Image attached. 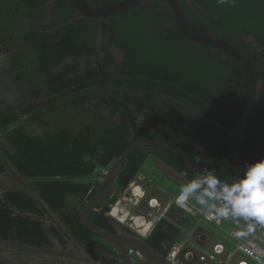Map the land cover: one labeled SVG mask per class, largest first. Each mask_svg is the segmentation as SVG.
Masks as SVG:
<instances>
[{"label":"trees","instance_id":"16d2710c","mask_svg":"<svg viewBox=\"0 0 264 264\" xmlns=\"http://www.w3.org/2000/svg\"><path fill=\"white\" fill-rule=\"evenodd\" d=\"M53 1L56 4L51 11V24L46 26L42 14ZM85 1L90 7L99 8L122 0ZM179 2L194 30L228 42L259 59L256 61L258 79L264 82V0H230L225 4H218L217 0ZM0 7L5 10V42L24 48L27 69L35 67L36 80L42 84L54 82L57 91L67 90L64 98L80 97L58 108L48 124L37 128L31 127L32 122L14 118V111L5 113L0 118V132H5L6 137L0 155L31 181L41 197L54 207L74 214L72 219L83 228L78 217L81 206L102 179L98 168L111 165L138 136L165 140L194 137L204 146L217 149L187 128L168 106V103H177L164 96L191 104V99L183 93L189 94L209 107L202 112L216 114L210 107H226L224 101L235 102L238 97L237 103H242L245 98L247 69L236 57L188 37L178 25L168 0H144L108 16L105 22L83 15L73 0H3ZM77 12L82 18L71 26ZM99 24L103 34L111 35L110 41L127 53L120 70L119 65L113 68V61L102 65L105 59L90 65ZM245 35L263 47L259 56ZM70 57L86 58L83 68L79 70L75 66V77L66 81L52 78V66ZM112 83L113 90L107 93ZM226 83H229L228 93L224 89ZM259 97L260 123L256 127L249 125V129L258 131L247 135L263 147L260 133L264 130V89ZM213 98L215 102L219 100L215 103L218 105H211ZM148 105L153 107L154 115L148 119L149 124L139 118ZM223 113L234 115L228 109ZM141 149L131 152L119 172L117 192L125 190L143 169L145 154L140 153ZM248 161L252 164L251 159ZM208 173L232 183V175L219 167L199 171L200 175ZM115 200L114 194L109 204ZM109 204L100 211L105 219ZM0 212V219L9 217L7 209L0 207Z\"/></svg>","mask_w":264,"mask_h":264},{"label":"flooded vegetation","instance_id":"af4514ba","mask_svg":"<svg viewBox=\"0 0 264 264\" xmlns=\"http://www.w3.org/2000/svg\"><path fill=\"white\" fill-rule=\"evenodd\" d=\"M55 4L54 1L52 2V6L49 3V9L42 14L46 18L43 23L46 26L51 24V11ZM82 14L84 15L83 12ZM81 18L82 15H79L78 12L74 13L72 23H70L71 26L76 24V22L78 23ZM106 18L102 19V21L105 22ZM97 31L95 51H93L91 59L87 58L91 60L90 65L95 66L105 59L102 65L113 61V68L119 65L120 70L125 65V55L127 54L125 49L115 45L114 41H110L111 35L103 34L101 24L98 25ZM245 36V40L259 56L263 47L258 42L252 40L250 35ZM246 54L253 60L257 68L256 61H259V59L255 60L249 53ZM223 57L225 59L228 58L226 55H223ZM25 60L26 57L22 46L14 45V43L9 45L5 42V10L0 7V118L5 117V113L14 111V118L32 122L31 127L37 128L40 125L48 124L53 119V113L58 108L80 97H74L73 99L64 98V95L68 92L67 90L57 91L58 86L54 82L45 81L43 84L38 82L36 80L37 73H35V67L27 69ZM85 61L86 58L84 57L74 60L70 57L64 63L52 66L51 77L54 79L61 78L62 81H66L68 78H74L75 66L80 70L83 68L82 65ZM67 65L69 66L67 67ZM102 67L105 70V67ZM244 67L246 68V66ZM248 80L249 71L247 90L245 98L241 101L242 103H237L240 100V97H238L239 100L235 98V102L224 101L227 105L226 107H210L213 112L216 111L218 114L202 112L209 107L203 106L201 102H198L196 98L191 97L189 94L183 93L187 99H191V104L164 96V98L177 103H168V106L178 118L182 119L187 128H191L196 136L208 140L209 143H212L217 148L216 150L211 149L199 141L204 146L206 156L210 160L226 158L230 153L232 140L230 131L234 129L237 121L242 116L248 92ZM232 85L237 86L236 83ZM228 86L229 83H226V88H224L226 93L229 92ZM111 87H113V83L109 88ZM263 89L264 82L258 79L255 100L248 115L246 128L243 132V139L239 146L240 158L242 162L248 165V160L250 159L252 160V164L264 160V146L261 147V144L255 138H250L247 135V133L254 135L258 131L257 129H249V125L251 124L256 127L260 123L257 118V108L259 107V94ZM173 90L177 91L176 89ZM111 91H107V93ZM215 98L211 102L213 106L219 102L218 99L215 102ZM143 102L147 104L144 100ZM226 109H228V113L232 112L234 115L224 114L223 111ZM153 116V107H150V105L144 108L139 114L140 120L145 121V123H148V119L151 120ZM139 137L142 138L140 135L137 139ZM260 137L264 139V130L261 131ZM5 138V132H0V148L1 146L5 147ZM183 139L198 141V138L194 137ZM167 140L171 139H166L165 141ZM163 147L171 148L165 149ZM137 148H142L140 153L145 154L144 165L149 158L155 159L158 164L157 169L159 172L157 173L158 175H162V181L175 183L176 185L182 184L185 180L190 181L199 177V171L206 168L219 167L224 172H229L232 175V183L240 179L245 172L231 162H224L214 167L209 166L202 169L203 166H201L199 151L192 145L139 146L131 152ZM112 164L108 167V171L111 169ZM123 166L120 171L123 170ZM119 172L117 173L115 181L117 186ZM134 182L144 187L149 195H153L151 189L147 187V183L154 184L155 182L144 169H141L136 174ZM178 193L173 194L172 199ZM114 194H116V191L115 193L111 192L104 195L103 202L96 206L95 210L90 214L89 220L102 229L118 235L126 232L127 227L115 218L109 217L108 211L106 212L108 216L106 219L100 214V211L112 200ZM154 196L156 197L155 194ZM159 200L161 199L159 198ZM84 205L81 206L78 219L85 228L77 224L74 220L75 215L70 213L68 209L56 208L51 202L41 197L33 188L31 181L16 168L7 164L4 157L0 155V207L7 209L9 213V217L0 219V264H79L80 262L83 263V261L100 262L99 254L103 251H112L116 254V251L112 249L107 239L98 235L81 222V211ZM164 205H157V209L163 208ZM96 211L98 214H95ZM11 218H21L22 220H12ZM161 227L162 230H157L150 234L147 242L160 254H166L173 243L175 234L172 231L173 229L165 222L161 224ZM117 242L121 243V240L117 239Z\"/></svg>","mask_w":264,"mask_h":264},{"label":"water","instance_id":"95a60500","mask_svg":"<svg viewBox=\"0 0 264 264\" xmlns=\"http://www.w3.org/2000/svg\"><path fill=\"white\" fill-rule=\"evenodd\" d=\"M77 8L83 12L85 15L105 19L108 16H111L123 9L131 7L137 3H140L144 0H122L118 3L112 4L110 6L94 8L87 5L85 0H73ZM171 5L172 12L176 18L178 25L181 30L190 38L209 44L212 47L220 49L234 57H236L244 66H246L249 71V80H248V92L246 95V101L244 105V110L241 118L237 121L234 129L231 132V146L230 153L226 158H221L218 160H210L206 156L204 147L196 140L190 139H171V140H160V139H148L141 138L135 139L130 142L129 145L125 148L122 154L114 161L109 172L103 177L101 183L97 187L96 191L92 194L90 199L85 203L81 211V222L89 227L92 231L107 239L110 242L111 246L114 247L116 251V256L121 257L123 254L128 252L129 247L138 249L143 258L139 264H171L164 255L156 251L148 242L147 238L134 232L129 229L126 232H122L118 235L112 234L107 230L102 229L100 226L93 224L89 220L90 214L95 210L96 206L103 202L104 195L113 192L116 189L115 181L117 178V173L121 170L123 163L126 161L129 153L136 147L139 146H177V145H192L196 147L199 151V157L203 168L209 166H217L218 164L224 162H232L238 166L241 170L246 171V166L248 164L244 163L240 159L239 155V146L240 142L243 139V132L246 128L248 115L250 113L251 107L253 106L255 100V94L258 88V71L253 62V60L241 49L238 47L225 42L221 39L208 35L207 33H201L194 30L187 22L185 15L183 13L182 7L179 0H168ZM113 90V87L107 89V91ZM148 92V91H146ZM109 93V92H108ZM74 100V99H73ZM73 100L69 101L72 102ZM68 102V103H69ZM62 106V105H61ZM129 196V193L126 194ZM179 210V209H178ZM28 215V214H25ZM112 218V217H111ZM121 240V243L117 242ZM116 256L112 259L117 260ZM118 261V260H117ZM120 264L122 261H119Z\"/></svg>","mask_w":264,"mask_h":264},{"label":"built area","instance_id":"2783aa9c","mask_svg":"<svg viewBox=\"0 0 264 264\" xmlns=\"http://www.w3.org/2000/svg\"><path fill=\"white\" fill-rule=\"evenodd\" d=\"M97 172L106 175L108 166L99 168ZM130 197L125 193L116 203L110 205L108 215L115 216L142 236H147L172 205L176 204V197H174L168 200L163 208L150 212L146 219H142L139 214H135V211H131L125 206L124 200H131ZM115 206H120V208ZM181 209L199 220L214 224L220 232L226 235V238L224 241L213 242L211 249L208 250H200L190 243L189 239L177 240L166 254V259L171 264H213L215 262L230 264L234 260L236 264H264V224L245 221L242 218L221 219L217 222L214 214L204 206L198 205L193 198H190L186 206ZM249 223L253 224L251 232H248ZM225 224H228V227H225ZM241 232H247V234L239 235ZM229 240L231 241L229 242ZM127 254L131 264H136L143 258L141 252L133 247L129 248Z\"/></svg>","mask_w":264,"mask_h":264},{"label":"clouds","instance_id":"9594fccd","mask_svg":"<svg viewBox=\"0 0 264 264\" xmlns=\"http://www.w3.org/2000/svg\"><path fill=\"white\" fill-rule=\"evenodd\" d=\"M229 2L230 0H217L218 4ZM129 186L136 187L137 183L132 180ZM127 188L126 194L129 193ZM175 197V203L181 208L193 198L196 203L209 209L217 222L221 219L242 218L245 221L264 224V160L247 165L243 176L230 184L212 173L192 179L180 188ZM108 216L121 222L113 215ZM252 228L253 224L249 223L248 232H251ZM127 229L134 231L129 227ZM246 234L247 232L239 233Z\"/></svg>","mask_w":264,"mask_h":264},{"label":"crops","instance_id":"0c3cea01","mask_svg":"<svg viewBox=\"0 0 264 264\" xmlns=\"http://www.w3.org/2000/svg\"><path fill=\"white\" fill-rule=\"evenodd\" d=\"M184 180V179H181ZM191 181V180H190ZM190 181L185 180L182 184H186ZM147 187L151 189L152 194L156 195V197L162 200V201H168L171 200L173 197V193L171 192L172 187L169 185H164L162 182H155L147 183ZM136 191H139L136 189ZM175 195V194H174ZM131 200L126 199L124 202L126 203L125 206L131 210L135 211V214H139L142 219H146L149 216V213L151 212V209L148 207V205L143 201L135 200L134 196L132 195ZM146 205V207H144ZM179 209V210H178ZM158 210L157 207L155 211ZM192 219L194 221H192ZM165 222L168 224L173 230L175 237L174 241L181 240V239H189V242L194 244L195 247L199 248L200 250H208L211 249V245L215 241H224L226 238V235L223 232L219 231V228L215 226L212 223H207L203 220H199L197 217L192 216L188 214L186 211L182 210L180 207H178L176 204H173L169 211L166 212L165 216L157 222L156 226L153 228L154 232L156 229H158V226H161V224ZM225 227H228V224L224 225ZM162 230V227H161ZM151 232V233H152ZM150 233V234H151ZM148 234L145 236L148 238L150 236ZM231 240H229L230 242ZM112 249H115L112 247ZM100 255V262L101 264H120L119 261H122V263L125 264H131L130 259L128 257L127 252L123 254L121 257H118L115 255L112 251H103ZM166 258V254H162ZM116 256V259H112V257ZM144 258L140 259L136 264L141 263ZM100 262L95 261H83L85 264H100ZM80 262L79 264H83ZM213 264H219L218 262H215ZM230 264H236V261H232Z\"/></svg>","mask_w":264,"mask_h":264},{"label":"bare ground","instance_id":"6f19581e","mask_svg":"<svg viewBox=\"0 0 264 264\" xmlns=\"http://www.w3.org/2000/svg\"><path fill=\"white\" fill-rule=\"evenodd\" d=\"M197 142L200 143L199 141H197ZM202 147H204V146L202 145ZM210 167H214V166H210ZM99 175L102 177V179L105 176V175H102V174H99ZM102 179L99 181L100 183H101ZM127 189L129 191V193L131 194V196L133 195L135 197L134 198L135 200L137 199L140 202L141 201L145 202L148 205V207L151 209V212L155 211L157 205H164L167 202V201L158 200V198L155 197L154 195H149L147 193V190L144 187H142L141 185H139V184H137L136 187L128 186ZM136 189H138L139 191H136ZM115 191H116V194H115L116 200L114 201V203H116L119 200V198H121L126 193V189L123 190V191L117 192V186H116V189L113 191V193H115ZM114 203H112L110 205H113ZM115 207L120 208V206H115ZM113 213H115V212H113Z\"/></svg>","mask_w":264,"mask_h":264},{"label":"rangeland","instance_id":"374dc122","mask_svg":"<svg viewBox=\"0 0 264 264\" xmlns=\"http://www.w3.org/2000/svg\"><path fill=\"white\" fill-rule=\"evenodd\" d=\"M157 162L155 161V159L153 158H149L148 161L145 163V165H143V169L146 171V173L153 179L154 182H162L164 185H169L172 187L171 192L173 194L178 193V191L180 190V188L184 185V184H180V185H176L175 183H170V182H164L162 181V175H158L157 172ZM155 170V171H154ZM192 221H194L192 219Z\"/></svg>","mask_w":264,"mask_h":264}]
</instances>
